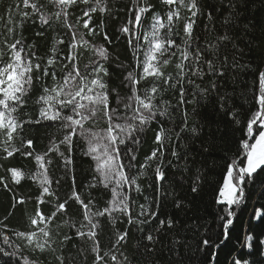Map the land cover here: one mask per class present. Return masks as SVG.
Masks as SVG:
<instances>
[{
	"label": "snow or ice",
	"instance_id": "obj_1",
	"mask_svg": "<svg viewBox=\"0 0 264 264\" xmlns=\"http://www.w3.org/2000/svg\"><path fill=\"white\" fill-rule=\"evenodd\" d=\"M73 9L78 10L75 22L70 19ZM124 11L127 18L116 39L127 37L132 71L112 50L103 17H118V12L109 8L108 0H14L0 14V160L19 154L37 166L31 175L9 166L0 176V188L11 193L9 210L0 218V264H41L45 254L52 256L50 264H77L81 256L87 264L89 255L91 264H186V251L193 249L190 241L199 253L229 240L236 210L248 198L246 187L264 176V0H130ZM97 12L101 20L93 27ZM29 22L39 23L38 37L49 30L57 33L44 56L35 41L23 36ZM59 29L66 31L61 35ZM101 33L104 43L85 38ZM85 55L87 62L81 65ZM113 64L126 72L118 87H111ZM249 76L251 83L241 82ZM37 88L36 114L22 118ZM120 88L129 94L122 96ZM168 92L174 104L163 99ZM241 93L247 108L240 103ZM173 117V126H164L162 120ZM100 121L106 126L97 128ZM153 123L160 124L154 146L138 162L144 132ZM33 128H56L46 151H36L34 139L26 135ZM77 137L85 142L83 156L92 161L86 191L75 177ZM228 141L235 152L218 156ZM53 153L60 176L50 173ZM217 158L224 160L223 181L214 197L222 238L187 215L215 169L208 161ZM25 179L36 183L35 194L17 191ZM69 181L62 198L59 190ZM260 183L264 187V180ZM145 185L150 194L134 212ZM101 186L110 193L103 206L92 194ZM32 200L29 212L26 206ZM72 202L78 205L79 220L69 215ZM165 203L175 213L161 219L159 209ZM46 204L51 205L47 213ZM17 211L25 218L23 229L7 223ZM253 212L252 219L264 220V210ZM58 217L74 229V237L57 231ZM105 219L113 227L125 225L114 232L107 250L100 243ZM133 232L139 243L129 255L127 241ZM73 238L87 247L73 254L66 247ZM243 247L264 258V239L256 241L246 231ZM187 259L190 264L192 257ZM233 264L250 262L237 257Z\"/></svg>",
	"mask_w": 264,
	"mask_h": 264
},
{
	"label": "trees",
	"instance_id": "obj_2",
	"mask_svg": "<svg viewBox=\"0 0 264 264\" xmlns=\"http://www.w3.org/2000/svg\"><path fill=\"white\" fill-rule=\"evenodd\" d=\"M44 2H46V0H41V3ZM153 2H155V0H153ZM13 3L14 0H0V14L4 13L7 10L8 6ZM129 3L130 0H108L109 8H111L115 12H118V17L109 18L108 15H104L103 20L106 26V30L113 40V52L118 53L120 61L129 66L127 68V71H132L135 67V63L132 54L127 46V37H123L120 40L116 39L120 25L125 22L127 18V13L124 11V8L129 5ZM256 7L259 8L260 5L257 4ZM72 11L73 16L70 17V19L75 22V15L77 14L78 10L73 9ZM100 20L101 15L99 12L92 14L91 23L93 27L98 24ZM40 30L41 28L38 22L36 24H32L31 22H29L24 26L23 36L25 40L29 43L35 41L38 45V54L44 56L48 51L52 37L57 35V33L49 30L45 34V36L38 37L36 33ZM65 31L66 29H59L61 35ZM80 31L86 32V30H84L82 26L80 28ZM63 38L67 40L69 37L64 36ZM85 38L96 44L104 43L102 33L94 37L86 36ZM85 62H87V55H85V57L81 60V65H83V63ZM167 70L173 71L174 69L172 67H169ZM110 71L112 72V76L110 78L111 87L120 86L124 75H126V72L122 73L116 68L115 64L111 65ZM252 79L253 78L249 76L247 77L246 81L242 79L241 82L251 83ZM38 91L39 89L37 88L32 92L31 97L28 99L26 107L22 110V118H24L25 115L34 116L36 114L35 98ZM120 94L122 96H125L128 95L129 92L127 89L120 88ZM249 95H251L250 92ZM240 97V103L244 104L245 108L249 107L248 103L243 98V93L240 94ZM163 99L168 100L170 103H175V101L172 99L171 92L164 94ZM190 107L191 106H189V108ZM174 121L175 117H173L172 120L164 118L162 120V123L166 127H171L173 126ZM105 126L106 125L103 121L98 122L96 125L97 128ZM86 127H92V125L88 124L86 125ZM159 127L160 124L153 123L150 126V129L144 132L145 143L141 145L140 150L138 152V162H142L144 155L150 150L151 147L154 146L152 143V138L154 135V131ZM52 133H56V128H40L38 130L33 128L30 131L26 130V135H29L34 139L35 150L38 152H44L47 150V147L49 146L50 134ZM235 138H240L239 132L235 133ZM75 141L76 148L74 151V157L76 182L80 186L81 190H85L84 186L91 180L93 175L90 167L92 161L89 158L83 156L82 154L81 149L85 147L84 140L82 138L77 137L75 138ZM234 152L235 145L231 141H228L227 143L221 144L220 148L218 149V156L226 155L228 157H231ZM50 155L53 157L54 160V165L50 166V173L54 174L55 176H60L62 174V169L55 166V162L58 160V158L55 156L54 153ZM213 162L215 163V169L213 170V173L207 176L206 183L204 185V191L201 197L194 206H191V211H188L187 215L189 218H191V222L193 224H196L197 222L200 224H204L207 226V228H211V235L215 237L219 234L222 238L223 227L219 219L218 206L214 202V197L218 192V184H222L223 181L224 171H222V169H224V160L217 158L215 161H213L212 159H210L208 161L209 168L212 167ZM9 166L21 169L26 175H31L33 172L36 171L37 168L32 158L15 154L14 158H9L8 160H0V176L4 175V169ZM261 180H264V176L258 178V182L254 187L251 185L246 187V193L248 194V198L246 203L241 205L240 208L236 210L237 215L233 218V224L230 226L229 229V240L223 245H221L219 248H209L199 253L195 252V244L194 242L190 241V243H193V249L190 251H186V264H189L187 257H192L190 264H233V261L237 257H242L243 259L248 260L250 264H260V262L264 260V258L260 257L257 254V251L255 249L251 253H249L246 247L242 248L244 234L246 231L250 234H253L256 241H258L259 239H264V220L257 221L252 219V217L254 216V208H261L262 210H264V194H262L264 193V187H262L260 183ZM69 187L70 181L68 184H62L59 190V194L62 198L65 193H68ZM17 191L22 192L25 195H33L38 191V188L35 182L25 179V181L23 182V186L18 188ZM92 194L97 197L99 201V206H103L104 201L110 196V193L103 190L102 186L98 187L97 189H94ZM149 194L150 190L147 188V185H145L144 195L138 196L136 206H134L133 208L134 212L139 211L138 205L144 203V196ZM133 195H135V193H133ZM85 199H87L86 195ZM10 203L11 193L0 188V218H2L7 213L10 207ZM34 203L35 201L32 200L27 204L26 207L29 212L33 210ZM76 208H78V205L72 202L70 203L68 211L69 215H72L75 219L79 220L80 216L75 214ZM43 210L46 213L50 212L51 205H44ZM159 212L160 218L164 219L166 216L174 214L175 209L170 203H165L159 209ZM180 215L183 217V213H181ZM64 219L65 218L63 217L57 218L56 224L60 225L57 231L74 237V229H71L69 225L65 224ZM7 223L11 228L14 229H23L26 226V221L21 211H17L14 216L9 218ZM53 227H55V225H53ZM124 227L125 225L123 223H118L115 227H113L107 222L106 219L104 220V228L103 231L100 233V243L104 250H107L111 246V243L114 239L113 234L117 230V228L123 229ZM200 231L204 233L206 229L202 228ZM136 235L138 234L133 232V234L129 236V239L127 241L129 255L133 254L137 247V244L139 243V241L134 238ZM216 243H219V240H217ZM82 246L87 247V243L85 241H81L75 238L69 241L66 245V247L70 249L73 254H77ZM213 250H215L216 252L215 257L212 256ZM166 259L167 257H165V260ZM51 260L52 256L50 254H45L44 256L40 257L41 264H50ZM77 264H85V258L82 256L78 257ZM87 264H91V255H89V257L87 258Z\"/></svg>",
	"mask_w": 264,
	"mask_h": 264
}]
</instances>
